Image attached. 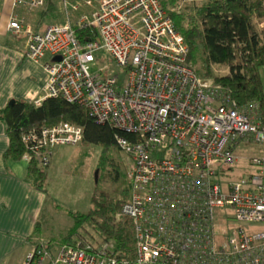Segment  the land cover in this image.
I'll return each mask as SVG.
<instances>
[{"label":"built area","instance_id":"built-area-1","mask_svg":"<svg viewBox=\"0 0 264 264\" xmlns=\"http://www.w3.org/2000/svg\"><path fill=\"white\" fill-rule=\"evenodd\" d=\"M66 5L68 4V0ZM92 12L38 31L12 0L7 29L22 34L26 54L46 61L44 94L86 105L100 122L139 134L129 143L131 191L122 211L133 219L135 257L111 240L38 243L15 264H264V118L258 100L240 103L206 82L162 0H83ZM98 37L81 40L75 25ZM110 56L102 61L99 51ZM60 55V59L56 56ZM115 62L123 71L111 69ZM84 127L69 122L32 134L24 155L38 167L52 145L77 143ZM261 143L247 177L227 180L243 140Z\"/></svg>","mask_w":264,"mask_h":264},{"label":"trees","instance_id":"trees-1","mask_svg":"<svg viewBox=\"0 0 264 264\" xmlns=\"http://www.w3.org/2000/svg\"><path fill=\"white\" fill-rule=\"evenodd\" d=\"M162 2L190 46V59L197 63L202 78L217 87L222 95L228 94L240 103L258 100L264 118V82L261 73V67L264 66V0ZM26 11L30 12L27 16L23 14L26 22L38 31L65 17L56 0H45L44 5ZM77 16L76 11L70 13L72 20ZM75 27L83 41L98 37L97 28L93 25L77 24ZM8 35L7 41H12L19 34L9 32ZM224 65L229 67V71L216 70V67ZM0 118L4 120L9 136L6 159L23 158L34 142L32 134L41 135L43 126L59 122L82 125L83 136L77 143L102 144L104 153L101 161L108 159L105 153L112 146L130 153L118 141V135L126 136L129 143L139 139L138 133L119 128L110 122L98 121L86 105L72 102L62 95H49L38 103L14 97L0 108ZM57 144L59 143L52 145L53 151ZM112 162L116 170L114 175L119 177V183L123 181V189L119 188L114 192L101 189L97 181L91 208L86 211L69 208L74 224L58 238L50 239V246L52 243L56 246L69 242L77 244L80 239L94 241L78 230L81 226L88 228L87 225L90 224L103 239L114 242L117 255L131 258L136 256L133 219L122 211L130 195L131 178L125 172V175L120 172L121 161L113 159ZM29 163V175L34 185L47 190L49 169L37 168L32 161ZM38 227L39 220L36 232Z\"/></svg>","mask_w":264,"mask_h":264},{"label":"crops","instance_id":"crops-1","mask_svg":"<svg viewBox=\"0 0 264 264\" xmlns=\"http://www.w3.org/2000/svg\"><path fill=\"white\" fill-rule=\"evenodd\" d=\"M7 2L10 4V11L8 15L5 13L6 19L0 26V108L14 97L35 101L44 94L47 77L45 64L49 58L47 56L41 61L30 58L26 54V40L22 34L7 41L4 30L8 32L7 20L12 10V0ZM20 7L17 9L19 12L29 15L30 12L25 7ZM87 7L90 9L86 10L92 12L93 7ZM1 8L0 2V16ZM67 14L70 13H65V17ZM63 20H70V16ZM8 145L6 124L0 118V264H15L25 249L42 243L40 235L43 234L46 212L52 199L48 186L47 190H42L34 185L29 175L30 163L26 158H5ZM54 205L57 210L65 207L60 203ZM38 220L39 227L36 232ZM51 245L56 246L53 243Z\"/></svg>","mask_w":264,"mask_h":264},{"label":"rangeland","instance_id":"rangeland-1","mask_svg":"<svg viewBox=\"0 0 264 264\" xmlns=\"http://www.w3.org/2000/svg\"><path fill=\"white\" fill-rule=\"evenodd\" d=\"M56 1L64 14L76 11V14L79 16L81 13L90 11L86 10L90 8L85 5L83 0H68L67 5L65 0ZM0 2L2 6L0 26H2L6 19L5 13L8 15L10 11V4L7 0H2ZM20 8L21 7H18L17 9ZM19 13L23 15L22 13L25 12ZM69 16L70 14H67L64 18L66 19ZM7 33L9 32L4 30V35L8 37L9 35ZM99 56L102 61H106L110 53L106 48H102L99 51ZM111 69L119 74L123 72L115 62L111 63ZM216 70L219 72H227L229 71V67L224 65L216 67ZM261 73L264 82V66L261 67ZM260 149L261 143L259 141L255 139L243 140L237 149L240 160L229 169L230 173L225 175L226 179H237L242 176L247 177L249 175V170L255 167L252 157L259 154ZM103 153V145L97 142L59 143L54 147L52 156L53 161H51L52 164L50 163L51 166L37 167L45 168L46 170L51 167V171L49 170L50 173L48 171L49 177L47 186L52 199L50 200L49 209L46 212L47 220L44 225L43 234L40 235V241L42 243L48 244L50 238H58L61 233L67 231L68 228L74 224V217L68 212V207L83 211L91 208L92 194L96 189L97 181L101 189L111 192L119 188H121V190L123 189V181L119 183L117 180L119 177L114 175L116 170L112 160L118 159L121 161L122 166L119 170L123 175L126 173L129 177L128 167L131 163L130 153L112 146L109 147L105 153V155H108V159L101 161L100 158ZM54 203L63 204L65 207H61L60 210H57ZM87 226L88 228L81 226L78 230L93 240L100 239L101 241L103 239L94 227L90 224Z\"/></svg>","mask_w":264,"mask_h":264},{"label":"water","instance_id":"water-1","mask_svg":"<svg viewBox=\"0 0 264 264\" xmlns=\"http://www.w3.org/2000/svg\"><path fill=\"white\" fill-rule=\"evenodd\" d=\"M60 58H61V56H60V55H57V56H56V59H60Z\"/></svg>","mask_w":264,"mask_h":264},{"label":"bare ground","instance_id":"bare-ground-1","mask_svg":"<svg viewBox=\"0 0 264 264\" xmlns=\"http://www.w3.org/2000/svg\"><path fill=\"white\" fill-rule=\"evenodd\" d=\"M9 19V18H8Z\"/></svg>","mask_w":264,"mask_h":264}]
</instances>
